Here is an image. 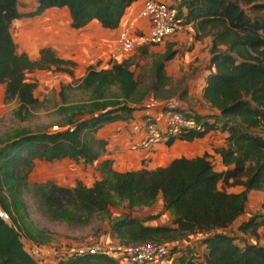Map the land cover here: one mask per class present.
Listing matches in <instances>:
<instances>
[{
  "label": "trees",
  "instance_id": "16d2710c",
  "mask_svg": "<svg viewBox=\"0 0 264 264\" xmlns=\"http://www.w3.org/2000/svg\"><path fill=\"white\" fill-rule=\"evenodd\" d=\"M28 15L51 6H67L71 25L79 28L96 19L105 28H115L126 7L134 0H36ZM18 0H0V84L6 100L17 101L20 109L36 105L35 81L26 77L36 69L67 73L71 81L59 90L63 114L62 128L33 131L14 129L0 146V264H39L25 246L22 236L35 244L50 242L46 230L29 218L23 190L56 221L68 224L87 223L92 214L110 205L126 201L129 210L151 205L161 194L164 208L172 215V224H147L131 214L116 217L111 234L123 244L170 240L199 233L205 245L203 259H187L183 264H264V245L238 242L231 230L256 233L264 225V0H180L173 2L183 23H193L199 35L210 34L209 58L201 97L209 111L197 113L177 106L200 120L201 129H188L175 139L192 140L209 131L224 133V145L216 148L224 166L217 170L207 152L172 158L166 165L119 171L112 157H103L106 140L95 132L107 122L129 119L145 99L152 95L166 97L161 90L170 83L167 61L179 50L170 44L151 65L152 78L144 85L130 68L129 58L113 61L109 67L91 64L76 77L74 61L59 57L50 46L41 47L32 59L17 51L10 31L12 20L21 16ZM145 50V49H144ZM74 87L84 98L67 100L66 88ZM164 109L168 108L163 106ZM51 161L70 158L74 161H98L101 177L90 186L77 180L62 185L48 179L28 180L34 159ZM227 185H240L239 191ZM263 192L262 211L233 227L245 210L249 191ZM167 243V242H165ZM168 245V243H167ZM173 252V245H170ZM52 264H121L107 252L60 255ZM173 264V263H172Z\"/></svg>",
  "mask_w": 264,
  "mask_h": 264
},
{
  "label": "rangeland",
  "instance_id": "374dc122",
  "mask_svg": "<svg viewBox=\"0 0 264 264\" xmlns=\"http://www.w3.org/2000/svg\"><path fill=\"white\" fill-rule=\"evenodd\" d=\"M193 28L195 29L194 38L200 37L202 42H207V39H204V37L207 38L208 35L211 37L210 34L198 36L199 31H197L195 25ZM194 41L195 40H192L191 42L188 39L181 40L178 38L170 40V37H167L158 43L144 44L146 48H142L143 45L135 47L130 51L131 54L128 57L132 61L130 68L134 71L135 77L144 85H148L152 78L151 65L153 60L158 54L163 52L169 44L171 48H177L179 50L178 56L167 61L165 66L166 73L170 76V83L165 86L167 91L161 90V94L166 96L162 98V101L175 99L182 103L181 99H183L187 103L184 109L197 113H204V111L210 109L205 102L200 100L198 89L200 86L199 81L201 74H203L205 68L204 62L207 60L210 53L209 55V51L205 53L202 43L194 45ZM192 45H194V47ZM190 46L193 48L189 50ZM207 47L208 45L205 46L206 49ZM26 77L35 81L34 93L40 101L36 105H30L20 109V114L24 118L17 115V101L15 99H5L4 84H0V146L4 144L6 136L13 133L14 129L17 128L26 127L33 131H53L62 128L59 126V123L63 121V114L59 113L57 110V107L62 103L59 90L63 83L72 80L71 77L67 73L61 71L44 69L27 72ZM188 91L189 94L187 93ZM66 94L68 101L85 97L83 93H80V91L72 86L66 88ZM144 108H146V105L143 102L138 110ZM178 143L181 142H177V144H175L177 145L176 147L174 145L175 148L179 149L175 152L176 154L182 153V146H179ZM205 148H208V146L205 145ZM216 148L218 147L209 148L210 152L207 150H205V152L208 153L214 164L218 166L220 162L216 156ZM99 160L100 159L93 163H85L81 160L74 161L70 158H61L51 161L36 158L34 159V165L29 173L28 180L33 182L53 179L57 183L66 186L74 184L77 180H81L85 185L90 186L94 180L98 179L96 171L100 174L97 167ZM238 186L239 185H227V188L236 190L239 188ZM23 196L27 205L28 218L37 227L45 229L47 235L51 237L50 242L35 244L22 236L25 246L39 264H48V260L55 261L52 256L41 254L45 248H54L56 254H53V256L55 255V257L64 255L73 246L96 243L100 236L110 231L111 223L116 217L128 213L136 215L135 212H137L138 215L144 216L142 208L129 210L124 201H121L118 204L110 205L102 212L93 213L87 223L68 224L65 221L51 220L44 213L43 207L31 196L29 189L23 190ZM262 196L263 192L261 189H252L249 191L242 217L249 218L251 215L262 211ZM132 211L135 212L132 213ZM231 230L237 235L238 242L248 241L264 245V225L260 226L256 233H251L250 231L244 232L242 230L237 231L236 228ZM181 240H184L183 243L185 244H182ZM164 241L167 242L169 246L173 245V252H171V255L176 253L174 256V262L176 264H183L189 258L198 259L203 250L199 237L195 245H190V241L186 236H177L170 240V242H168L169 240L167 239ZM43 246H45V248Z\"/></svg>",
  "mask_w": 264,
  "mask_h": 264
},
{
  "label": "crops",
  "instance_id": "0c3cea01",
  "mask_svg": "<svg viewBox=\"0 0 264 264\" xmlns=\"http://www.w3.org/2000/svg\"><path fill=\"white\" fill-rule=\"evenodd\" d=\"M142 1L143 0H134L129 4L125 9L119 24L115 28H105L96 19L90 20L79 28H75L71 25L70 12L65 5L51 6L38 14L28 15V12L35 8L37 1L18 0L17 8L22 15L12 20L10 31L16 43L17 51H24L32 59H35L39 56V50L41 47L50 46L59 57L74 61V75L78 77L86 71L88 65L94 64L98 68L109 67L113 61H121L122 59L129 58L128 56L131 53L125 52L120 48L117 41V33L122 24L130 21L136 15L137 11L140 9ZM166 1L180 2V0ZM136 26L137 31L140 33H147L149 30L148 21L144 18L139 19ZM193 26V23H183L176 33L169 36L170 40H175L176 38L181 40L188 39L191 42L192 40H195L193 43L194 45L202 43L205 53L206 51L208 52L211 44V37L209 35L207 38L204 37V39H207V42H202L200 37L194 38L195 29ZM194 45L192 46L194 47ZM207 45L208 47L206 49L205 46ZM193 47L190 46L189 50ZM142 48H146V45H143ZM175 56H178V53ZM208 58L204 62L205 68L199 81L200 86L198 89V95L201 101H203L201 97V89L204 84L206 62L208 61ZM187 93L189 94V91ZM181 102L183 104L178 100L179 106L185 108V104H187L186 101L181 99ZM146 112L156 114L157 122L159 124L163 123L166 116L162 106L153 104L144 109L135 110L133 117L129 119H116L107 122L95 132V135L98 138L106 140V149L103 157H112L114 159V169L124 171L140 167L154 168L156 166L166 165L174 157L181 155L187 157L201 155L205 150L210 152L209 148L220 147L225 143L224 133L211 130L204 137H197L192 140L175 139L169 145L160 141L156 142L149 149H131L129 146L130 141L133 138H139L142 135V130L132 129V121L139 119V117ZM205 112L207 111H204V113ZM177 142H181L178 144L179 146H182V150L180 149L182 153L179 154L175 153L179 150L175 148ZM205 145L208 146V148H205ZM216 156L219 159L220 164L218 166L215 165V168L220 170L224 166L222 165L220 155L217 152ZM96 176L97 178L101 177L97 171ZM238 187L239 188L235 191L242 189V186L239 185ZM124 203H126V201H124ZM140 208H142L144 216L138 215L137 212L132 211V213H136L134 216L144 219L148 215L154 213L157 214L156 217L147 219V224L173 225L172 215L169 210L164 208L161 194L158 195L155 202L151 205L141 206ZM246 219L247 217H242L241 215L233 227H236L238 223ZM199 236V233H194L187 237L190 241V245H195ZM103 240L104 235L100 236L98 239V241ZM183 242L184 240H181V243L185 244ZM201 247L203 250L198 259H203L205 245L201 244ZM175 254L176 253L170 255L165 261L157 262L155 264H176L174 262Z\"/></svg>",
  "mask_w": 264,
  "mask_h": 264
},
{
  "label": "built area",
  "instance_id": "2783aa9c",
  "mask_svg": "<svg viewBox=\"0 0 264 264\" xmlns=\"http://www.w3.org/2000/svg\"><path fill=\"white\" fill-rule=\"evenodd\" d=\"M141 18L148 21L149 30L147 33L137 31L136 23ZM182 24L183 17L179 14V9L175 3L166 0H143L136 15L119 27L117 41L123 51L130 52L135 47L146 43L161 42L176 33ZM144 104L146 107L153 104H161L162 107L167 106L168 108L164 109L166 116L162 124L157 122L156 114L149 112L132 121V129L142 130V135L130 141L131 149H149L156 142H166L167 139L178 136L183 131L203 127L201 121L197 120L193 114H187L176 108L179 104L175 99L162 101V99L150 95L145 99ZM0 215L5 220L9 218L2 209H0ZM43 247L45 248V246ZM96 252H107L115 255L121 264H155L165 261L171 255L170 247L165 242L146 241L137 244H123L110 231L104 234L103 241L73 246L65 255ZM41 254L52 256L54 260L60 256H53L56 254V250L49 247L45 248ZM52 262L53 260H48V264H52Z\"/></svg>",
  "mask_w": 264,
  "mask_h": 264
}]
</instances>
